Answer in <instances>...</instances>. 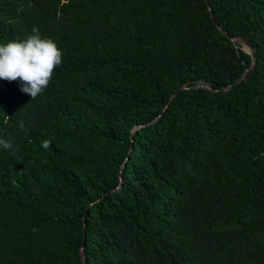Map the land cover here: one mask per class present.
<instances>
[{
	"label": "trees",
	"instance_id": "obj_1",
	"mask_svg": "<svg viewBox=\"0 0 264 264\" xmlns=\"http://www.w3.org/2000/svg\"><path fill=\"white\" fill-rule=\"evenodd\" d=\"M209 3L225 32L206 0H0V45L62 51L35 99L0 79V264L84 235L86 264H264V0ZM232 35L245 77L158 115L246 70Z\"/></svg>",
	"mask_w": 264,
	"mask_h": 264
},
{
	"label": "clouds",
	"instance_id": "obj_2",
	"mask_svg": "<svg viewBox=\"0 0 264 264\" xmlns=\"http://www.w3.org/2000/svg\"><path fill=\"white\" fill-rule=\"evenodd\" d=\"M32 35L22 41H10L0 45V79L21 83V91L32 99L48 87L55 69L62 64V51L51 39H43L35 26ZM24 127L23 123L20 125ZM51 142L42 141L48 149ZM0 146L10 150L13 145L0 139Z\"/></svg>",
	"mask_w": 264,
	"mask_h": 264
},
{
	"label": "water",
	"instance_id": "obj_3",
	"mask_svg": "<svg viewBox=\"0 0 264 264\" xmlns=\"http://www.w3.org/2000/svg\"><path fill=\"white\" fill-rule=\"evenodd\" d=\"M207 4H208V9H209V12H210V16L212 17V19L215 21V17H214V13H213V9L209 3V0H206ZM216 22V21H215ZM218 28L222 31V32H225L221 26L216 22ZM231 41L236 43V44H239L244 50H246L247 52H249L251 54V62H250V65L246 68V70L239 76L237 77L235 80H233L232 82L226 84V85H222L220 87H214L211 85V83L209 81H205V80H201L199 79L197 82H195L194 84L192 85H187L186 83H182L181 85H179L174 91L173 93L170 95L168 101L166 102V104L162 107L161 109V112L158 114L160 115L163 110L167 107L168 103L173 99V97L176 95V93L179 91L180 88H195V87H198V86H203V87H207L209 89H212V90H218V89H227L228 87H230L231 85L233 84H236L238 82H240L244 77L245 75L254 67L255 65V61H256V57H255V54H254V50L253 48L247 43V41L239 36V35H232V36H229ZM155 116L151 121L155 120L157 117ZM141 124L138 123V124H134L132 127H131V132H133L136 128H138ZM127 158V157H126ZM125 164V161L122 163L121 165V168L124 166ZM118 186H115L113 189L117 188ZM112 190V189H111ZM92 203V202H89L86 206V209H85V215L87 213V207L89 206V204ZM85 215L83 217H85ZM84 240H85V235L83 236V241H82V246L80 248V254H81V260H82V264H86V260H85V256H84Z\"/></svg>",
	"mask_w": 264,
	"mask_h": 264
}]
</instances>
